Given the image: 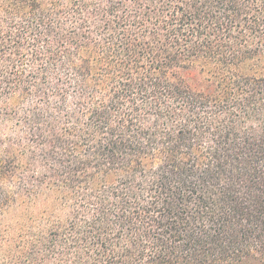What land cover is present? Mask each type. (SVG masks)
<instances>
[{"label":"trees","instance_id":"16d2710c","mask_svg":"<svg viewBox=\"0 0 264 264\" xmlns=\"http://www.w3.org/2000/svg\"><path fill=\"white\" fill-rule=\"evenodd\" d=\"M0 264H264V0H0Z\"/></svg>","mask_w":264,"mask_h":264},{"label":"rangeland","instance_id":"374dc122","mask_svg":"<svg viewBox=\"0 0 264 264\" xmlns=\"http://www.w3.org/2000/svg\"><path fill=\"white\" fill-rule=\"evenodd\" d=\"M41 210V206L38 207L37 211ZM25 208H12L9 213L4 218V225L10 229H15L18 221L22 217V214L25 213ZM32 211V209H30Z\"/></svg>","mask_w":264,"mask_h":264}]
</instances>
